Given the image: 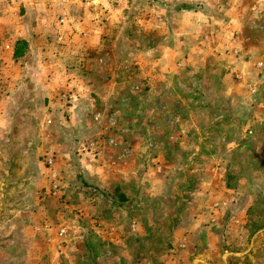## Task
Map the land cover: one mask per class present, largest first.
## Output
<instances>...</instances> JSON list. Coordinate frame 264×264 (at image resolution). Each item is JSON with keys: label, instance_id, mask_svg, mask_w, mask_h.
<instances>
[{"label": "rangeland", "instance_id": "obj_1", "mask_svg": "<svg viewBox=\"0 0 264 264\" xmlns=\"http://www.w3.org/2000/svg\"><path fill=\"white\" fill-rule=\"evenodd\" d=\"M0 172V264H264V0H0Z\"/></svg>", "mask_w": 264, "mask_h": 264}, {"label": "crops", "instance_id": "obj_2", "mask_svg": "<svg viewBox=\"0 0 264 264\" xmlns=\"http://www.w3.org/2000/svg\"><path fill=\"white\" fill-rule=\"evenodd\" d=\"M9 167L11 168L10 165H9ZM8 171H9V169H8ZM0 177H2V173L1 172H0ZM24 207H25V204L22 202L20 208L23 209ZM33 228L36 229L37 227L34 226ZM21 237H22V239H24V236H21ZM0 241H2V240H0ZM4 254H6V253L0 249V257H3L4 259H7V255L4 256Z\"/></svg>", "mask_w": 264, "mask_h": 264}, {"label": "built area", "instance_id": "obj_3", "mask_svg": "<svg viewBox=\"0 0 264 264\" xmlns=\"http://www.w3.org/2000/svg\"><path fill=\"white\" fill-rule=\"evenodd\" d=\"M80 2L87 4L89 2V0H80ZM60 233H62V232H60Z\"/></svg>", "mask_w": 264, "mask_h": 264}]
</instances>
